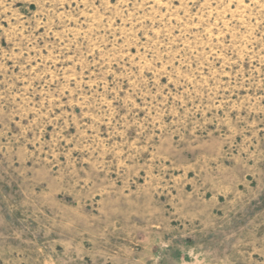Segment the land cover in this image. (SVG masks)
Instances as JSON below:
<instances>
[{
    "label": "rangeland",
    "instance_id": "374dc122",
    "mask_svg": "<svg viewBox=\"0 0 264 264\" xmlns=\"http://www.w3.org/2000/svg\"><path fill=\"white\" fill-rule=\"evenodd\" d=\"M0 264H264V0H0Z\"/></svg>",
    "mask_w": 264,
    "mask_h": 264
}]
</instances>
